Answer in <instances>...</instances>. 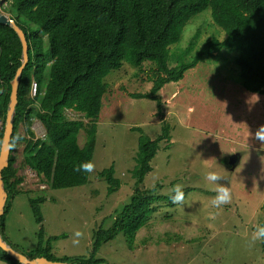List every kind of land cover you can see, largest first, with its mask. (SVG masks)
I'll use <instances>...</instances> for the list:
<instances>
[{
  "label": "rangeland",
  "instance_id": "obj_1",
  "mask_svg": "<svg viewBox=\"0 0 264 264\" xmlns=\"http://www.w3.org/2000/svg\"><path fill=\"white\" fill-rule=\"evenodd\" d=\"M11 1L1 7L10 17L15 14L7 8ZM226 36L214 23L211 10H205L188 22L180 42L170 47L169 66L191 60L208 41H223ZM236 56V51L223 49L200 62L181 81L161 89L160 104L140 97L152 90L158 75L155 64L135 67L124 63L111 72L105 78L108 90L97 122L91 164L94 177L81 187L52 189L27 164L29 143L46 139L43 123L31 112L32 123H20L11 152L9 212L2 227L6 242L28 257L40 243L44 249L49 238L58 236L51 242L54 258L90 257L94 230L101 225L110 228L135 193L133 171L139 137L145 134L156 139L168 125L170 140L162 141L152 161L153 171L141 188L155 189L160 196L176 192H186V196L172 204L156 201V212L132 243L121 234L103 244L96 258L104 259L105 264H264V237L253 239L264 221V95L242 86ZM51 63L48 53L47 69ZM30 75L33 86L34 72ZM46 84L44 80L42 91ZM32 86L27 98L36 109L42 97L32 92ZM67 116L85 124L78 138L84 147L90 121L72 110ZM235 154L240 157L233 167ZM111 166L121 187L110 194L107 182L98 174ZM205 169L217 172L221 180L205 181ZM223 185L230 187L231 200L214 206L215 189ZM38 196L54 199L41 205L42 224L36 222L29 203ZM0 264L9 263L0 260Z\"/></svg>",
  "mask_w": 264,
  "mask_h": 264
},
{
  "label": "trees",
  "instance_id": "obj_2",
  "mask_svg": "<svg viewBox=\"0 0 264 264\" xmlns=\"http://www.w3.org/2000/svg\"><path fill=\"white\" fill-rule=\"evenodd\" d=\"M7 8L15 13L11 18L23 29L29 43V63L20 82L12 150L20 123H32L30 113L34 111L46 129V139L29 143L27 151L31 152L26 162L46 179L52 189L90 183L92 171L88 172L82 166L92 164L97 122L108 90L105 78L120 70L124 63L135 67L146 62L156 65L158 75L152 90L140 97L160 104L158 93L165 85L181 81L186 72L200 62L213 58L223 49H231L237 53L235 61L242 86L250 93L264 95V0H12ZM207 9L211 10L214 23L226 33L225 40L211 39L191 60L171 68L168 62L170 47L180 42L188 22ZM43 37H46L48 49ZM48 53L52 63L47 69ZM21 58L22 45L17 34L0 23V122L3 123L0 150L11 81L21 66ZM31 71L39 86L37 97H42L36 109L29 106L27 98L33 82ZM44 80L47 84L42 91ZM68 110L83 114L90 121L89 137L84 147L80 146L78 138L85 124L70 119ZM169 140L168 125L156 139L145 134L139 137L137 164L133 171L135 193L117 213L110 228L101 225L94 230L90 257L54 258L51 242L58 236L49 238L44 249L40 243L28 257H45L69 264H99L102 261L96 258V254L103 244L114 241L121 234L132 243L156 212V201L167 200L172 204L173 197L186 196V192L160 196L155 189L141 188L146 176L153 171L152 161L161 150L162 141ZM10 171L11 166L3 172L6 191ZM98 176L105 179L110 194L121 187L112 166ZM48 200L54 199L42 196L29 199L38 224L43 223L41 205ZM7 211L8 205L0 219L3 238L2 227ZM43 238L42 228L39 239L42 241ZM262 247L264 250V239ZM0 260L20 264L1 249Z\"/></svg>",
  "mask_w": 264,
  "mask_h": 264
},
{
  "label": "water",
  "instance_id": "obj_3",
  "mask_svg": "<svg viewBox=\"0 0 264 264\" xmlns=\"http://www.w3.org/2000/svg\"><path fill=\"white\" fill-rule=\"evenodd\" d=\"M6 0H0V23L12 28L17 34L22 45V58L21 66L17 69L14 79L11 81V94L8 104L6 122L4 126V134L0 150V219L5 215L8 193L5 189L3 172L10 166V158L12 152V139L15 131V117L16 109L19 103V88L20 82L25 68L29 63V43L23 29L13 20L1 11V7L5 4ZM240 154H235L231 157L233 167ZM94 175H91V180ZM0 249L5 252L9 257L13 258L20 264H68L65 262L50 261L45 257L30 259L23 253L15 250L3 238L0 232Z\"/></svg>",
  "mask_w": 264,
  "mask_h": 264
},
{
  "label": "clouds",
  "instance_id": "obj_4",
  "mask_svg": "<svg viewBox=\"0 0 264 264\" xmlns=\"http://www.w3.org/2000/svg\"><path fill=\"white\" fill-rule=\"evenodd\" d=\"M8 0H6L7 2ZM5 2V3H6ZM86 171L91 172L92 171V165L91 164H85L82 166ZM203 178L205 181L209 182H218L221 180V176L217 174L214 170H208L205 169L203 172ZM216 195L214 199L212 200V204L214 206H219L222 204H227L231 200V189L229 186H220L215 189ZM175 201H178L180 199L179 196L173 197ZM76 236H80V232H76ZM257 237H264V227H261L256 235L253 237V239H256Z\"/></svg>",
  "mask_w": 264,
  "mask_h": 264
},
{
  "label": "crops",
  "instance_id": "obj_5",
  "mask_svg": "<svg viewBox=\"0 0 264 264\" xmlns=\"http://www.w3.org/2000/svg\"><path fill=\"white\" fill-rule=\"evenodd\" d=\"M66 257H78L77 255H69V256H66ZM80 257H87V256H80ZM99 260H101L102 262L101 263H99V264H105V260L104 259H101V258H98ZM148 260V259H147ZM145 263H147V262H145ZM69 264V263H68ZM148 264V263H147Z\"/></svg>",
  "mask_w": 264,
  "mask_h": 264
},
{
  "label": "built area",
  "instance_id": "obj_6",
  "mask_svg": "<svg viewBox=\"0 0 264 264\" xmlns=\"http://www.w3.org/2000/svg\"><path fill=\"white\" fill-rule=\"evenodd\" d=\"M32 92L35 93V94H37V92H38V86H37L36 83L33 84V86H32Z\"/></svg>",
  "mask_w": 264,
  "mask_h": 264
}]
</instances>
